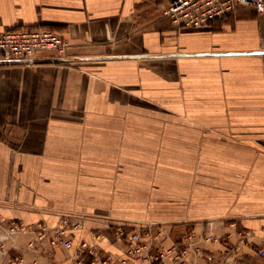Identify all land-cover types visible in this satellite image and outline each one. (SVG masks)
<instances>
[{"label": "crops", "instance_id": "crops-1", "mask_svg": "<svg viewBox=\"0 0 264 264\" xmlns=\"http://www.w3.org/2000/svg\"><path fill=\"white\" fill-rule=\"evenodd\" d=\"M167 2L0 0V32L70 44L0 64V262L75 264L81 242L120 260L147 228L155 247L207 237L187 264L263 262L264 16L178 27ZM61 224L70 249L37 240Z\"/></svg>", "mask_w": 264, "mask_h": 264}, {"label": "built area", "instance_id": "built-area-1", "mask_svg": "<svg viewBox=\"0 0 264 264\" xmlns=\"http://www.w3.org/2000/svg\"><path fill=\"white\" fill-rule=\"evenodd\" d=\"M238 8H252L258 15L264 16V0H168L161 13L178 27L201 28L227 18ZM69 48L66 38L46 27L14 28L0 32V64L21 63L42 52H50L55 60H62ZM38 227L36 235L40 241H47L51 246L71 248L72 242L66 235L65 225L51 230L41 225ZM6 229L7 235H15L25 231L26 226L16 219L10 221ZM151 234L152 229L147 228L145 235L140 230H133L125 236L123 258L120 260L103 256L97 248L85 242L78 244L72 259L75 264H84L87 258L90 264H129L131 261L140 264H187L186 257L196 243L194 232L187 233L182 246L171 248L155 247L150 243L154 240ZM157 234H162V231ZM118 235L122 238L123 232L119 230ZM259 253L264 257V252Z\"/></svg>", "mask_w": 264, "mask_h": 264}, {"label": "rangeland", "instance_id": "rangeland-1", "mask_svg": "<svg viewBox=\"0 0 264 264\" xmlns=\"http://www.w3.org/2000/svg\"><path fill=\"white\" fill-rule=\"evenodd\" d=\"M39 228V227H38ZM57 228V227H56ZM55 229V228H54ZM7 230V229H6ZM49 230H51V229H49ZM20 233V232H19ZM19 233H17V234H15V235H7V232H5V236L7 237V238H10V237H15V236H17ZM238 234V233H237ZM248 234L247 233H245V234H240L239 236H241V238H242V240L240 239V241L242 242L243 240V244H252V242L251 241H249V239H248V236H247ZM36 236V238H37V235H35ZM229 236H231V234H229ZM238 236V237H239ZM195 238H196V242L198 241V240H202V236H197L196 234H195ZM205 241H207L208 242V239H207V237H205V238H203ZM37 240L38 241H40L38 238H37ZM40 242H47V241H40ZM48 243V242H47ZM206 243V242H205ZM62 247V246H61ZM64 248V247H63ZM66 249V248H65ZM251 249H252V251L254 252V254L258 257V258H260V259H262L263 260V262H264V257H261L260 256V251L261 252H264V249L263 248H258V247H256V246H254L253 244L251 245ZM200 253V252H199ZM196 254H198V252H196ZM189 255V254H188ZM187 255V256H188ZM11 262H15V264H20V260H17V259H10V260H7L6 261V263H4V262H0V264H13V263H11ZM262 261L261 262H259V263H257V264H264ZM84 264H90V259L89 258H87V259H85V261H84ZM140 264V263H139Z\"/></svg>", "mask_w": 264, "mask_h": 264}]
</instances>
